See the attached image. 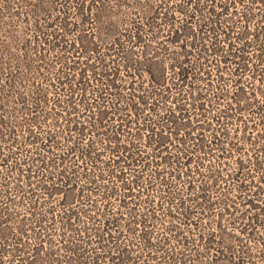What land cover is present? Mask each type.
Returning <instances> with one entry per match:
<instances>
[{"label":"trees","instance_id":"16d2710c","mask_svg":"<svg viewBox=\"0 0 264 264\" xmlns=\"http://www.w3.org/2000/svg\"><path fill=\"white\" fill-rule=\"evenodd\" d=\"M205 2L214 23L210 27L215 31L212 43L205 41L202 29V34L191 41L174 37L164 43L143 44L142 40L134 39L127 57L132 56L136 46L143 45L144 50L135 59L130 58L133 79L127 85L115 81L118 74L115 70L104 68L92 72L93 55L84 60L80 57L83 50L94 54L95 42L29 36L17 12L5 10L0 17L1 209L9 211L11 205L20 202L17 199L27 196L36 204L42 197L76 203L81 190L76 182L77 167L70 162L79 157L97 162L108 181H120L126 201L135 195L134 188L142 177L143 170H136L138 166L154 164L151 181L173 183L190 175L193 169L190 164L197 158L198 150L207 152L212 145H220L223 133L213 137L210 143L205 141L203 131L195 133L200 123L194 114L204 108L205 95L196 92L199 83H194L201 79L207 87L209 82V72L203 64L196 65L204 57L210 60L207 55L225 51L217 58L221 64L234 63L238 74L245 71L249 66L246 54L253 39H263L264 24L253 33L246 26L237 36L233 35L234 26H223V17L230 14L231 7L247 2L255 5L264 19V0ZM112 7L103 2L100 12L107 16L117 14L119 9ZM257 15L247 10L239 20L248 23ZM66 25L62 21L50 23L47 28L55 31ZM113 45L119 47L120 43ZM72 49L76 50L70 53ZM263 56L264 46L258 55L260 64ZM99 58L96 57L98 64L103 65L105 58ZM57 63L60 67L51 74ZM89 69H92L90 74L104 83L92 104L86 102L87 87L83 80ZM62 88L66 90L63 97ZM116 95L119 101L109 106V98ZM236 95L246 100L244 87H238ZM192 98L197 101L194 111ZM165 107L168 108L161 114L160 109ZM153 114L159 115V121L153 120ZM223 116H218V124ZM26 121L31 124L27 125ZM83 139L88 141L82 145ZM191 140H195L189 144L191 147H185ZM142 141L148 151L137 146ZM98 142H102V149L97 147ZM23 152L24 156L19 155ZM150 156L154 159L148 160ZM247 161L242 159L236 167L234 177H244L238 179L236 195L244 197L249 209H257L264 166L258 181L247 182L244 176ZM132 170L137 173L130 179L127 175ZM221 176L219 169L208 170L203 183L200 182L198 195H210ZM251 184L257 189L248 193ZM186 188H192L190 178ZM243 215L240 226H244L239 233L213 231L191 239L178 224L160 231L154 222L155 213H0V264H192L201 256L209 264H247V257H236L228 245L243 232H250L248 225L258 223L256 213ZM178 219L180 226H188L191 213ZM219 238L227 245H218ZM191 244L201 250H193L198 247H190Z\"/></svg>","mask_w":264,"mask_h":264},{"label":"rangeland","instance_id":"374dc122","mask_svg":"<svg viewBox=\"0 0 264 264\" xmlns=\"http://www.w3.org/2000/svg\"><path fill=\"white\" fill-rule=\"evenodd\" d=\"M103 2L119 9L118 13L108 16L102 14L100 7ZM247 4V2L238 3L236 7L230 8L229 15L223 17V26H234L235 34L233 35L238 36L239 31L246 29V26L253 33L264 24L259 9L255 5ZM6 9L17 12L29 36L35 38L41 36V39L58 37L68 42L80 39L95 42L96 52L93 54V51L83 50L80 57L84 60L93 55L94 58L90 61L94 63L92 72H101L104 68L115 70L118 73L115 81L124 85L133 79L131 73L134 66L132 67L130 58L135 59L144 50L143 45L136 46L132 49L134 53L128 58V54L131 53L129 44L132 40L140 39L144 42L143 44L164 43L174 37L191 41L202 34L200 29L204 31V39L209 45L215 37V31L210 30L214 23L210 20L205 0H122L121 3H117L116 0H0V17L5 14ZM247 10L258 15L248 23H243L239 19ZM62 21L67 25L60 26L55 31L47 28L50 23L59 24ZM249 37L253 39L252 34ZM262 38L264 39V34ZM263 39L259 41L253 39L252 46L246 54V62L249 66L241 74L236 71L234 63L221 64L217 59L225 51L219 52L218 55H207L210 60L204 57L197 63L196 66L203 64L209 72V82L207 87L201 79L194 83V85L199 83L196 86V92H202L205 95V105L202 106L204 108L194 114L200 123L195 133L203 131L204 139L209 143L216 135L221 133L224 135L220 137L219 146L212 145L213 148H207L209 149L207 152L197 151V158L190 164L193 169L190 170L189 176H184L183 179L173 183L169 180L164 182L157 180L155 183L151 181V178L156 165L151 164L148 167L144 166L145 168L138 166L136 170L143 171L139 183L134 188L136 193L124 201L120 181H108L106 175L103 176L104 171L96 165L97 162L90 158L79 157L78 160L70 162L74 165L73 167H77L76 182L81 190L76 203H66L61 198L42 197L40 203L36 204L27 196V198L17 199L16 201L20 200V202L11 205L9 211L0 208V213H155L154 222L157 223L160 231L167 226L178 224V228L185 231L191 239H197L200 234L213 231L239 233L244 226H240L244 219L243 213L245 217L256 213L258 223L248 225L247 229L250 232H243L240 238L233 239L228 245L231 246L236 257L240 255L247 257V264H264V184L258 196L260 207L249 209L250 206L245 204L244 197L239 198V194L236 195L239 192L238 179H244V177H234L236 167L242 159L248 160L244 169L247 182L258 181L263 172L264 61L260 64L261 59L258 58L264 46ZM115 42L120 43V46H112ZM74 50L76 49H72L70 53ZM96 57L102 60L105 58L103 65L98 64ZM105 64L106 67H104ZM58 67L60 64L57 63L56 67L50 70L51 74H54ZM90 70L92 69H89L86 77L83 78L87 87L86 102L88 104L94 102L98 90L104 87L103 80H97L90 74ZM238 87H244L246 100L237 98ZM65 92V88H62L60 95L63 97ZM52 94L49 93V95ZM117 96L109 98V106L119 101ZM191 100L193 104L190 106L194 111L197 101L194 98ZM204 100H200V103ZM167 108L160 109V113L162 114ZM221 114H224V118L221 124H218L217 119ZM152 117L154 121H159V115L153 114ZM29 124L31 123L27 125ZM133 127H136V124H133ZM143 132L145 133L144 130ZM88 135L91 136V134ZM88 139H83L81 144H85ZM194 141L186 143L185 147H191L189 144ZM101 143H96L100 149L103 148ZM137 146L149 150L143 141ZM146 154L144 152V155ZM19 155L24 156L25 152ZM150 157L148 160L154 159L153 156ZM186 167L189 169L188 166ZM214 169H219L222 173L219 184L211 190L210 195L200 197L198 195L202 185L200 182L203 177L205 178L208 170L214 171ZM135 173L137 172L132 170L131 175L127 176L131 179ZM189 178L192 181V188L187 189ZM92 181L94 184H91ZM254 189L257 187L251 184L247 191L249 193ZM185 213H191L190 224L180 226L178 217L183 218ZM246 220L249 219L246 218ZM222 240L219 238L218 245L221 247L227 245ZM191 245L190 247L197 246ZM197 247L192 249L199 252L201 247ZM204 259L201 256L192 264H209L205 263Z\"/></svg>","mask_w":264,"mask_h":264}]
</instances>
